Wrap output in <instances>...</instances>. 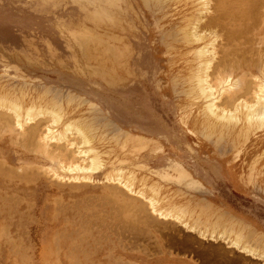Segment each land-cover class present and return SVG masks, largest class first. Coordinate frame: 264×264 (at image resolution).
<instances>
[{"label": "rangeland", "instance_id": "1", "mask_svg": "<svg viewBox=\"0 0 264 264\" xmlns=\"http://www.w3.org/2000/svg\"><path fill=\"white\" fill-rule=\"evenodd\" d=\"M214 1L205 18L215 15ZM198 8L194 0H0V91L23 92L26 102H55L65 119L92 125L108 161L92 180L55 179L50 168L65 173L57 160L32 146L36 135L20 133L3 113L0 264H264V127L237 140L243 122L226 133L197 123L202 101L188 91L200 42L186 43L182 28ZM215 27L213 62L226 50L241 66L230 68L225 52L227 61L220 56L216 65L225 62L226 69L211 66L250 96L253 77L262 78L261 61L253 58L258 68L250 67L246 49L229 52L245 46L244 39L227 43L221 33L230 27ZM38 120L36 134L45 124ZM236 141L242 144L234 147ZM115 168L134 172L164 200L188 208L190 222L162 217L141 196L109 183L105 177ZM211 222H217L214 233ZM231 226L250 252L229 244L232 233H219Z\"/></svg>", "mask_w": 264, "mask_h": 264}, {"label": "bare ground", "instance_id": "2", "mask_svg": "<svg viewBox=\"0 0 264 264\" xmlns=\"http://www.w3.org/2000/svg\"><path fill=\"white\" fill-rule=\"evenodd\" d=\"M194 1H196L197 5H199V8H198L199 14L197 16H196L197 13L194 14L196 16L195 19L182 28V31H183L182 35H183V39L186 41V43L187 42L190 43L192 41L200 42V44L197 46V48L194 52V54H195L194 57L196 58L197 63L195 65L194 71L190 77L192 80V87H191L190 91H188V94L190 95V99H192L193 101L200 99L202 101V108H201L200 116L197 120V123L199 125H201L206 132L225 131L224 133H226V131L233 130L238 123L242 124V122H243V125L240 127V131L238 130V134L237 133L236 134L238 137L237 140H239L242 137H243V140H246V139H248V136L250 134L252 135V132H254L257 129L264 127V22L261 23V21L259 20L260 18H258V16H261V15L264 16V12L262 11L263 10L262 8H264V0H230V1L227 0V2H226V0L225 1L224 0H215L214 4L217 3L216 6H213L216 8V9H213L215 15H213V16H212V14H211V16L208 15L209 17H207V18H205L203 16L205 14L202 15V13L206 12V10H208L207 6L209 4V0H194ZM190 11H192V10H190ZM198 11H196V12H198ZM203 17L206 19V20L204 19L205 22L202 19ZM201 19H202V21H201ZM263 19H264V17H263ZM224 20H228V22L230 24L229 23L227 24L226 21L224 23ZM200 21L204 22V23H202V26H201V24H199V23H201ZM198 26H200V27H198ZM215 26H217L218 29L221 26V28L223 27L222 28L223 30L227 26L230 27L229 29L226 28L229 32L227 30H224V32L225 31L228 32L227 34H224L223 32L221 33V34H223L224 38H226V35H227V41L225 39V41L227 43L229 41H231V42L237 41V39L239 40V38H241V37H242V39H244L243 40L244 43H243V41L242 42L240 41L239 45H242L241 43H243V45L246 44L247 47H245L246 45L242 46V47L240 46L241 48L238 47V49H241V50H238L236 47H234L235 49H237L234 51H232V49H234V48L228 47L231 50L229 52H232V53H234L236 51L242 52L243 50L246 49V52L244 51L243 55H245V53H246V55L248 57L247 60H249L250 62L249 61L247 62V60L245 59L246 57L243 55L241 56L243 58L242 62H244V60H246L245 62L247 64L248 63L250 64L248 66L251 67L254 64H256L257 68H258L257 63L259 61H261L260 67L257 70V72L259 71V74L262 76V78H258L256 76L253 77V78H257V79L255 81L254 88H252V90L250 91L251 93L248 91L250 93V96H248L249 94L245 95L244 94L245 92L240 93L241 89H239V91L237 90L240 94L239 95L237 93V91L235 90L237 87V84H238L235 82L236 79H233L231 76L223 77L222 74L225 73V72H223L224 70L222 71V69L214 68L215 70L219 69V71H220L219 73L221 74L222 77L219 76V73H218V76H215L216 73L214 72V69H213L214 65L217 67L218 66L223 67V65H225V62L227 61V58L229 61L227 64H229L231 61L233 62V60H232L233 57L231 56L232 58L229 59L230 55L228 57V54H230V53H228V51H226V50L221 51V52L219 51L220 53L223 52L222 56H223L224 52L226 53L225 55H227L226 61L224 60L226 56L224 55L225 57L223 56L224 57V59H223V57L220 55L221 60L223 59V61H225L224 64L222 63V65H216L217 64L216 61H218V63H219L220 56L215 61V63L213 62V60L216 57L215 54H217V52H218V51L215 52L216 50L214 51L215 46L217 45L215 43V39H216V36H218V35H216L218 31H211V28H213ZM221 28L219 30H221ZM215 29H216V27H215ZM215 29H213V30H215ZM214 32H216V34ZM205 33H207V34H205ZM242 39H240V40H242ZM226 42H224V43H226ZM230 43H229V45L226 44L225 46H231ZM214 44H216V45L214 46ZM233 44L237 45L238 41L236 43L234 42ZM254 44H258V45L262 44L263 46H261V47H260V45L256 46L259 48L255 49ZM221 45H223V44H221ZM233 46L234 45H232V47ZM221 48L223 50V47H221ZM218 49L220 50V48H218ZM232 53H231V55H233ZM237 54H239V53L237 52ZM237 58H233V59L239 60L240 57H237ZM253 58H257L259 61H256L257 59L254 60ZM212 62L214 64H212ZM232 62L229 64V65L232 64L231 67L229 66L230 68H232L234 64L236 65L239 63L238 61H237V63H235L236 61H234L233 63ZM240 63H239V65H240ZM227 64L225 65L226 67L228 66ZM211 65H213V66H211ZM239 65L237 67H239ZM256 65L253 67H256ZM226 67L225 68L223 67V68L226 69ZM237 67H235V69ZM210 69H213L212 73L215 77L212 76V74L210 73L212 71V70L209 71ZM232 70H234V69H232ZM227 71L228 70H226V74L228 73ZM250 71H251V69H250ZM216 72H218V70ZM248 73H246V74H248ZM242 74H240V75H242ZM230 75H231V73H230ZM240 75H239V77H240ZM242 85H243V83H241L240 86H242ZM240 86H239V88H242V87L246 88V85L245 86L243 85L242 87H240ZM23 96H24L23 92H20V91L19 92L18 91H5V92L0 91V116L3 115V113H5L3 116L9 114L10 117H8V118H9V120H10V118H12L11 122H13L12 123L13 127L15 126L16 128L15 127L14 128L17 129L20 133H23V134L27 133L25 135H27L28 138L30 136H31V138H33L32 136L36 135V142H34V140H33V142H31V145H32V143H34V144L36 143L38 148H40L41 151H43V153H46V155H49V158L53 157L54 161L57 160V163L59 164V167H60L59 169H61L65 172L64 174H60V173H58V172H56L50 168L53 178L59 179V180L66 178L67 180H76V181H78V180H92V177H94L95 173L102 171V169L105 167V165L108 161H107V158L105 156H103V152H101L95 145L93 129L91 127L92 125L90 126L88 123L83 122V121L78 120V119H75V118L69 117V118L65 119L64 118V111H63L62 107L55 102L48 103V104L47 103L41 104L40 102H37L34 100H30V101L26 102L24 100ZM245 96H248L249 98L245 97ZM224 99H226V101H227V99L231 100V101H228L229 103L231 102V104H229V103L226 104L225 101H223ZM39 116H43V118H41ZM0 118H2V117H0ZM4 118H6V117H4ZM8 118H7V122L9 123L10 121H8ZM36 119L37 120L39 119L41 121L43 120L42 122L45 123V124L43 123L44 127L40 131V133H38V134L34 133L36 131L35 125H37V124L34 125ZM39 120H38V122H39ZM0 122H1V120H0ZM4 122H6L5 119H4ZM12 124H10V125H12ZM27 124L29 125L28 127H27ZM25 125L27 127L26 130H24ZM8 126H9V124H8ZM38 130H39V128H38ZM24 131H27V132H24ZM236 134H235V136H236ZM227 137H230V136H227ZM23 139H25V138H23ZM16 141H17V139H16ZM110 143H111V141H110ZM233 144H234L233 145L234 147H239L242 143H241V141H239V142L236 141ZM32 146H34V145H32ZM37 146H35V147H37ZM62 148H64V150ZM65 150H66V152L72 151V154L70 155L69 152H68L69 155L66 154V152L64 153L63 151H65ZM262 152H264V150ZM43 157H45V156H43ZM53 160L51 158V161H53ZM7 166H6V168H7ZM2 169H4V168H2ZM10 169H11V167H10ZM5 171H7V170H5ZM63 171H61V172H63ZM11 172L12 171H10V173ZM14 172H16V171H14ZM36 172H37V170H36ZM13 174H15V173H13ZM37 175H39V174H37ZM24 176H25V174H24ZM34 176H36V175H34ZM17 177H19V176H17ZM27 180L28 179H26V181ZM105 180H107L109 183L116 182L126 192H129L130 194L141 196L142 198H144L147 201V204L149 206H151L152 211L157 212L158 215H160L162 217H166V216L173 217V218L178 219L180 221H183L185 223L190 222V218H192V214L191 213L188 214V212H187L188 208L185 209L183 206L177 204L176 203L177 201L171 202V201L164 200V198L162 197V195L160 193V190L157 187H155L152 184L149 185L145 181L138 179L136 177V175L134 174V172H132V171L126 172L122 168H115V169L111 170L110 173L107 174V176L105 177ZM57 185H58V183H57ZM62 186H64V185H62ZM74 187H76V185ZM109 188H111V187H109ZM117 191H119V190H117ZM117 191H115V192L117 193ZM121 191H123V190H121ZM119 193H121L122 196L125 197V195H123L122 192L119 191ZM119 196H121V195H119ZM123 198H122V200H124ZM130 206H132V205H130ZM140 207L141 206H139V208ZM129 208L131 209V207H129ZM139 210L142 211L144 209L142 207V209H139ZM120 211L122 212V210H120ZM134 212H135V210H134ZM202 213H204V212H202ZM202 213H200L201 216L199 218L204 223L205 221H203V220H206L205 219L206 217L204 216L205 214H202ZM136 216H138V215H136ZM222 220H223V218H222ZM195 222H197L196 219H195ZM238 223H239V221H238ZM203 225H204V227H207L208 224L204 223ZM220 225H222V224H220ZM216 227H217V222H215L214 225L211 222V224L209 226V228H211V230H212L211 233H214L217 231ZM222 227H224V226H222ZM241 230H243V229H241ZM202 233L203 232H201V234ZM219 233H221L222 236H224L225 233H228V234L232 233V237H230L227 234L230 237L229 238L230 239L229 244L231 246L237 247L239 249V252L241 251L244 253L245 252L248 253L251 251L249 249V247H247V245H245V242H243L244 238H242L243 237L242 232L234 230L233 226L228 227L227 229L225 228V232L219 231ZM249 246H251V245H249ZM251 247H253V246H251ZM254 248H255V246H254ZM70 250H71V248H70ZM255 253H253V254H255ZM263 257H264V255H263Z\"/></svg>", "mask_w": 264, "mask_h": 264}]
</instances>
